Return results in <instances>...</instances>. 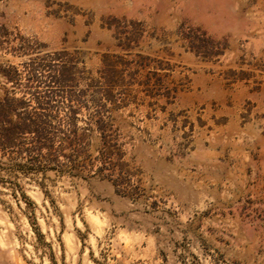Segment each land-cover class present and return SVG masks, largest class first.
I'll return each mask as SVG.
<instances>
[{
    "label": "rangeland",
    "instance_id": "obj_1",
    "mask_svg": "<svg viewBox=\"0 0 264 264\" xmlns=\"http://www.w3.org/2000/svg\"><path fill=\"white\" fill-rule=\"evenodd\" d=\"M8 79L85 167L0 179V264H264V0H0Z\"/></svg>",
    "mask_w": 264,
    "mask_h": 264
},
{
    "label": "trees",
    "instance_id": "obj_2",
    "mask_svg": "<svg viewBox=\"0 0 264 264\" xmlns=\"http://www.w3.org/2000/svg\"><path fill=\"white\" fill-rule=\"evenodd\" d=\"M21 80L8 79L13 82V87L0 96V179L3 181L5 176L13 174L27 176L48 171L81 177L80 170H83L85 164H64L52 152L54 146L50 136V116L46 113L48 101L43 96L32 99L26 97V94L16 96L18 90L30 87L32 82V79H27V83ZM75 141L79 143L78 139L73 138L71 145ZM45 148L48 149L47 153H43ZM13 184L14 188L22 190V185L16 182Z\"/></svg>",
    "mask_w": 264,
    "mask_h": 264
}]
</instances>
